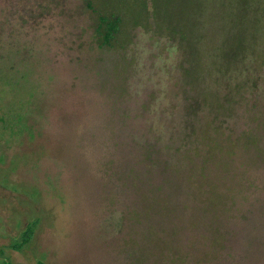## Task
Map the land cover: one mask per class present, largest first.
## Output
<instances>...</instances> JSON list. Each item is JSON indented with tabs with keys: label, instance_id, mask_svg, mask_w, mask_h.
Here are the masks:
<instances>
[{
	"label": "rangeland",
	"instance_id": "obj_1",
	"mask_svg": "<svg viewBox=\"0 0 264 264\" xmlns=\"http://www.w3.org/2000/svg\"><path fill=\"white\" fill-rule=\"evenodd\" d=\"M119 2L91 0V10L84 0H0V264H131L128 194L119 206L106 202L104 191L120 189L104 187L88 168L103 155L98 129L126 142L125 157L151 144L155 156L174 161L187 148H180L183 88L226 93V83H247L264 102V66L245 61L222 78L210 65L190 82L183 45L149 15L128 28L124 49L100 53L93 11ZM213 46L210 38L198 43L208 63ZM238 110L222 117L224 126L238 131ZM18 115L24 128H6ZM116 150L109 154L121 156ZM34 220L32 242L12 249Z\"/></svg>",
	"mask_w": 264,
	"mask_h": 264
},
{
	"label": "trees",
	"instance_id": "obj_2",
	"mask_svg": "<svg viewBox=\"0 0 264 264\" xmlns=\"http://www.w3.org/2000/svg\"><path fill=\"white\" fill-rule=\"evenodd\" d=\"M131 1L120 0L118 9L108 12L93 11L92 39L100 53L124 49L128 28L149 15L183 45L190 82L210 72V65L222 78L245 61L264 66V0H135L134 8ZM84 2L91 9V0ZM205 38L214 45L209 63L198 47ZM246 85L226 83V93L205 86L182 89V130L188 139L174 161L155 156L151 144L125 157L126 142L114 138L113 129H98L103 155L88 168L100 175L104 187L120 189L104 191L106 202L119 206L128 194L130 229H135L131 264H264L259 237L264 226V102ZM235 107L242 121L238 131L224 126L223 119ZM14 121H6V128L23 127L21 116ZM115 148L121 156L109 154ZM37 224L29 222L10 247H27Z\"/></svg>",
	"mask_w": 264,
	"mask_h": 264
}]
</instances>
